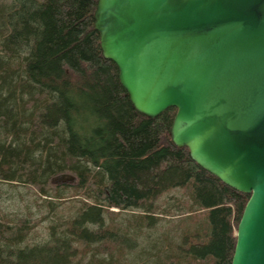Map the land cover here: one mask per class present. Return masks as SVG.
<instances>
[{"label":"trees","instance_id":"trees-1","mask_svg":"<svg viewBox=\"0 0 264 264\" xmlns=\"http://www.w3.org/2000/svg\"><path fill=\"white\" fill-rule=\"evenodd\" d=\"M96 5L0 2V183L18 182L50 198H82L74 216L50 224L42 244L30 240L28 220L0 222V264H83L75 244L101 246L114 238L105 215L142 210L139 220L151 227L156 201L175 190L188 199L186 205L178 200L182 208L203 215L176 245L180 256L167 260L232 264L250 196L174 145L175 108L153 120L132 108L117 67L102 55ZM61 176L73 181L52 183ZM99 255L86 264H115Z\"/></svg>","mask_w":264,"mask_h":264},{"label":"water","instance_id":"water-1","mask_svg":"<svg viewBox=\"0 0 264 264\" xmlns=\"http://www.w3.org/2000/svg\"><path fill=\"white\" fill-rule=\"evenodd\" d=\"M94 21L132 108H175L174 145L250 196L232 264H264V0H97Z\"/></svg>","mask_w":264,"mask_h":264},{"label":"rangeland","instance_id":"rangeland-1","mask_svg":"<svg viewBox=\"0 0 264 264\" xmlns=\"http://www.w3.org/2000/svg\"><path fill=\"white\" fill-rule=\"evenodd\" d=\"M4 0H0L3 2ZM55 184L71 182L69 176H61L53 180ZM37 192V191H35ZM20 183H0V222L17 224L19 220H28L31 228L30 240L34 243H45L49 240V227L57 219L67 220L75 215L81 205L82 198L45 197L39 192L35 193ZM51 200V201H48ZM181 204L188 201L181 190H175L166 194L155 203V208L150 212L154 218V224L147 226L139 220L143 217L142 210H131L116 213L112 217L105 215V227L111 229L114 238H107L106 245H88L82 242L75 244L77 258L86 264L98 251L99 257H110L115 264H169L173 258L180 256L176 251V245L183 240L186 230L191 231L192 226L203 211L195 213ZM47 202H52L49 206ZM198 218V219H197ZM96 229L97 227H91ZM110 240V241H109ZM114 241V242H111ZM107 255V256H105ZM174 264V262L172 263Z\"/></svg>","mask_w":264,"mask_h":264}]
</instances>
